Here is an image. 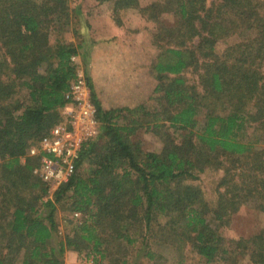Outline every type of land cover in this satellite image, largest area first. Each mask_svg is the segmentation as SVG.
<instances>
[{"label":"trees","instance_id":"trees-1","mask_svg":"<svg viewBox=\"0 0 264 264\" xmlns=\"http://www.w3.org/2000/svg\"><path fill=\"white\" fill-rule=\"evenodd\" d=\"M95 1H112L115 13L136 8L156 23L150 98L157 105L143 123L133 117L143 103L103 109L85 72L99 132L81 144L75 172L50 197L38 174L44 153L30 149L61 120L78 74L73 58L86 59L88 50L84 37L52 40L72 27L67 0H0V264H63L71 250L93 264H161L171 253L182 262L186 246L207 263L264 264V228L228 244L217 231L243 205L264 213L262 3ZM233 35L238 41L216 53L217 42ZM161 122L173 132L160 150L143 151L130 139ZM212 165L223 171L214 205L193 183ZM58 204L72 216L62 237Z\"/></svg>","mask_w":264,"mask_h":264},{"label":"rangeland","instance_id":"rangeland-1","mask_svg":"<svg viewBox=\"0 0 264 264\" xmlns=\"http://www.w3.org/2000/svg\"><path fill=\"white\" fill-rule=\"evenodd\" d=\"M68 6L71 10L73 16L72 27L68 32L62 33L60 35H53L54 37L60 36L64 37L67 40L73 42H79L83 37L85 39L83 44H88L89 39L84 36L85 32L92 29V25L95 27L98 24V29L102 28L101 31L107 30L109 26L120 30L122 32L123 38L127 39L128 45L133 48L129 54V69L135 71V80L141 81L139 74L145 71L147 74L148 66V54L151 58V79L152 86L156 85L157 81L153 75L152 71V61L155 55L158 53L159 49L151 41L152 33L156 28V23L147 18V15H142L136 8L121 9L117 13L114 12V6L112 1H106L99 3L95 0H67ZM151 0H139L140 5H145ZM262 3V8L264 11V0H259ZM111 19H108V16ZM98 19V20H97ZM92 23V25L90 24ZM90 24L87 28L86 24ZM101 35V33H100ZM96 36V34L94 35ZM126 36V37H125ZM98 37V36H96ZM236 35L229 36L225 39L220 40L215 45V52H221L224 48L238 41ZM124 40H122L123 42ZM126 41V40H125ZM125 42V43H127ZM78 64V71L82 73L86 70L87 61L85 58L74 57L73 58ZM141 63V64H140ZM194 69H190L186 74L190 77H196L194 74ZM85 75V74H84ZM130 76V80H131ZM142 79V78H141ZM135 81V82H136ZM147 85V84H146ZM151 97V96H150ZM145 109L143 112H138L133 115L134 118L142 120V123L145 122L148 117L144 114L145 111H152L153 108L157 105L154 99L149 98L145 103H143ZM198 118L202 119V115H199ZM99 122L98 129L99 130ZM168 124L161 122V126L157 130L152 128L146 129L145 127H140L134 134L130 135L132 142L138 143L143 151L150 150H160L164 143L165 132H173V129L168 128ZM99 132V131H98ZM177 135V134H176ZM258 147L264 148V143L257 144ZM35 147V146H33ZM88 166L87 162L84 160L82 163V169ZM37 171V170H36ZM223 171L218 166L212 165L204 170L203 173H200L199 180L193 181L194 184L200 186L203 190L205 199L211 204L214 205L216 201L217 193L216 186L220 177L222 176ZM53 191L49 194L52 196ZM48 196V197H49ZM71 214L67 207L57 205V210L55 212V221H56V232L57 237H62L63 235L70 233L72 231V224L68 222L71 219ZM164 217L160 218V221L163 222ZM259 228H264V213L257 211L256 209L243 205L239 210L233 213L229 219V224L220 226L217 230L218 233L223 236L225 244H228L230 240L237 239L239 237H248L257 231ZM160 236L151 239L153 245L160 244ZM158 241V243H157ZM160 252L166 254L171 252L170 248L160 245ZM69 252L72 255H69ZM68 254V255H67ZM172 258L164 257V260L161 261V264H221V263H207L204 259L195 254L189 246H186L183 251V261L177 262L178 257L176 254L171 253ZM134 254L131 255V260L134 259ZM63 264H93L90 259H87L84 253H78L76 251H67L63 257ZM135 260V259H134ZM240 264H251L247 258L240 259Z\"/></svg>","mask_w":264,"mask_h":264},{"label":"crops","instance_id":"crops-1","mask_svg":"<svg viewBox=\"0 0 264 264\" xmlns=\"http://www.w3.org/2000/svg\"><path fill=\"white\" fill-rule=\"evenodd\" d=\"M107 17L111 19L109 15ZM97 29L98 24L95 27L92 25V29L86 32L90 43L85 45L88 50L87 67L82 73L87 72L100 105L103 109H111L145 103L153 91L150 55L147 74L143 71L139 74L141 81H136L135 71L129 69V54L133 48L123 38L122 32L111 26L102 32H99L102 28ZM69 255L72 253L69 252Z\"/></svg>","mask_w":264,"mask_h":264},{"label":"built area","instance_id":"built-area-1","mask_svg":"<svg viewBox=\"0 0 264 264\" xmlns=\"http://www.w3.org/2000/svg\"><path fill=\"white\" fill-rule=\"evenodd\" d=\"M61 120L51 128L30 154L43 152L38 174L52 192L76 169L81 144L97 134L96 108L83 73L77 74L65 93ZM77 215V214H76Z\"/></svg>","mask_w":264,"mask_h":264}]
</instances>
